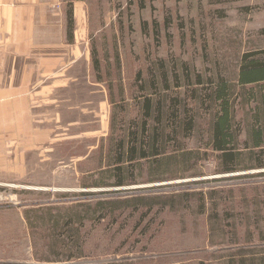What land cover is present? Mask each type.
Instances as JSON below:
<instances>
[{"label": "rangeland", "instance_id": "rangeland-1", "mask_svg": "<svg viewBox=\"0 0 264 264\" xmlns=\"http://www.w3.org/2000/svg\"><path fill=\"white\" fill-rule=\"evenodd\" d=\"M58 4L66 21L75 8L72 44L30 51L0 28V264H264V168L221 174L204 147L209 118L200 110L195 134L179 139L197 154L176 172L181 178L152 182L140 161L115 186L105 103L108 86L117 101L120 86L128 101L139 95L137 74L146 80L159 62L175 68L172 89L182 98L218 76L234 79L247 54L264 61V0ZM67 65L45 79L52 75L44 71ZM236 110L241 121L245 110ZM136 115L128 109L129 119ZM174 163L161 164L165 178L176 175Z\"/></svg>", "mask_w": 264, "mask_h": 264}, {"label": "trees", "instance_id": "trees-1", "mask_svg": "<svg viewBox=\"0 0 264 264\" xmlns=\"http://www.w3.org/2000/svg\"><path fill=\"white\" fill-rule=\"evenodd\" d=\"M67 24L71 25V16L67 18ZM255 56L256 54H247L241 58L234 79L223 80L218 76L216 81L210 80L208 87L201 90L199 95L195 90H185L182 98L178 97L175 91L178 87L172 89V83L179 86L175 68L166 67L162 62L153 64L144 81L138 73L135 84L139 95L133 96L132 101L127 102L121 94V100L117 104L113 103L111 112V135L107 141L111 144L108 153L109 163L114 168L112 172L116 179L115 186H124L125 174L132 176L140 161L148 162L150 172L154 173L152 182L181 178L176 172H179L183 165H192L197 154L183 149L179 139L195 134L196 128L199 127L197 118L200 110L207 111L209 118L206 123L208 130L205 132L207 143L204 147L211 153H216L221 174L228 175L242 169H263L264 61ZM93 64L98 66L95 60ZM183 67V81L190 84L189 70ZM196 80L201 84L198 76ZM186 94L190 98L186 97ZM187 99L191 101L187 102ZM238 106L243 110L250 107L249 112L245 110L241 121L236 118ZM129 108H134L137 113L135 118L127 117ZM118 113L126 115L122 116L124 118L119 123L123 137L117 140L112 139V132L115 121L120 116ZM243 126V139L239 141L238 135ZM200 134L204 133L198 129L197 135ZM169 161L180 163H174L179 165L172 169L176 175L165 178L163 174L167 169L161 164H167ZM242 165L246 167L242 168ZM239 259V264L245 262L244 258Z\"/></svg>", "mask_w": 264, "mask_h": 264}, {"label": "crops", "instance_id": "crops-1", "mask_svg": "<svg viewBox=\"0 0 264 264\" xmlns=\"http://www.w3.org/2000/svg\"><path fill=\"white\" fill-rule=\"evenodd\" d=\"M57 5H59L58 0H0V28H10V30H12L11 36L6 40L13 45H16V43L21 45L27 44L28 50L30 51L37 48H42V50H44L53 46H59L61 43L65 44L64 40H66V38L69 42L71 41V44L72 41L75 42L77 36V17L75 8L73 7L72 10L73 17L71 18L70 27L62 13L58 14L54 12V7ZM14 28H26L28 30L25 34L21 32V35L13 36ZM31 29L32 31L30 32ZM21 49H23V47H21ZM24 52V50H20V53ZM93 67L94 70L100 69L99 66ZM68 68L69 65L60 66L55 70L48 69L44 71V74H51L52 76H47L45 79L52 78L55 72L60 73L61 70ZM24 69L27 70L29 68L25 67ZM107 89L108 93L105 94V103L108 106L106 117V126L108 127V118L112 116L113 103L117 104L121 100V94L124 98V89L122 86L118 88V101L114 98L115 94L113 89L109 86ZM131 98H133V96ZM125 100L127 102L132 101V99L130 101L127 99Z\"/></svg>", "mask_w": 264, "mask_h": 264}]
</instances>
